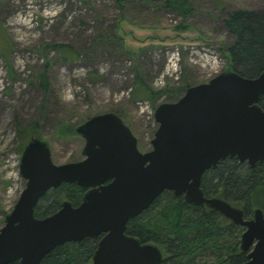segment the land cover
<instances>
[{
	"label": "water",
	"instance_id": "obj_1",
	"mask_svg": "<svg viewBox=\"0 0 264 264\" xmlns=\"http://www.w3.org/2000/svg\"><path fill=\"white\" fill-rule=\"evenodd\" d=\"M263 96L264 72L255 78L221 72L191 86L177 101L155 108L157 129L147 152L139 151L114 113L95 115L75 129L84 140L77 162L54 164L48 143L32 137L20 153L25 187L0 228V264H41L57 247L100 236L92 264H160L157 245L125 231L166 191L244 228L242 264H264V212L245 220L242 209L206 198L201 189L204 173L227 158L251 168L264 161ZM62 184L87 189L81 203L63 201L54 214L36 218L39 201Z\"/></svg>",
	"mask_w": 264,
	"mask_h": 264
},
{
	"label": "rangeland",
	"instance_id": "obj_2",
	"mask_svg": "<svg viewBox=\"0 0 264 264\" xmlns=\"http://www.w3.org/2000/svg\"><path fill=\"white\" fill-rule=\"evenodd\" d=\"M163 1L123 0L120 11L114 0H0V228L25 187L15 119L21 128L39 124L56 165L83 158L84 140L64 126L77 128L112 111L121 115L139 151L147 152L157 125L135 102L148 100L154 110L177 101L185 83L195 86L216 76L183 53L180 79L156 85L171 49L208 45L222 57L223 44L232 38L220 18L232 10L264 8V0H188L192 11L183 18L164 10ZM110 37H121V44L111 46ZM55 45L72 52L64 55ZM44 70L46 89L39 79ZM138 72L163 94L133 98Z\"/></svg>",
	"mask_w": 264,
	"mask_h": 264
},
{
	"label": "trees",
	"instance_id": "obj_3",
	"mask_svg": "<svg viewBox=\"0 0 264 264\" xmlns=\"http://www.w3.org/2000/svg\"><path fill=\"white\" fill-rule=\"evenodd\" d=\"M114 2L122 11L123 0ZM162 8L183 18H187L192 11L188 0H164ZM220 20L232 38L230 43L223 44L222 56L226 61L223 72L234 71L246 78H255L264 72V8L228 11L225 18ZM101 38L104 39L101 36L98 39ZM110 38L111 46L121 44V37L117 40ZM54 48L64 55L72 52L67 45H55ZM74 54L78 58V53L74 51ZM67 60L63 58V61ZM39 79L40 85L46 89L48 80L45 70ZM134 85L133 98L151 100L163 94V91H152L139 72ZM191 86L185 83L179 96ZM259 105L264 109V96ZM112 112L122 119L119 113ZM14 124L17 138H21L20 152L29 139L41 138L39 124L21 128L17 119ZM75 129L64 126V130L70 134H76ZM201 189L206 198L223 199L231 206L242 209L243 218L250 220L255 210L264 212V161L251 168L245 162L227 158L215 169L204 173ZM86 192L87 189L76 184H62L39 201L34 215L39 219L50 216L60 209L63 201H69L76 207ZM243 231L244 228L232 224L216 211L203 205L189 204L183 197H174L172 192L166 191L140 216L130 220L125 232L141 243L157 245L163 253L160 264H242L246 261V254L240 251ZM99 240L100 237L87 238L79 243L57 247L44 257L41 264H92Z\"/></svg>",
	"mask_w": 264,
	"mask_h": 264
},
{
	"label": "built area",
	"instance_id": "obj_4",
	"mask_svg": "<svg viewBox=\"0 0 264 264\" xmlns=\"http://www.w3.org/2000/svg\"><path fill=\"white\" fill-rule=\"evenodd\" d=\"M186 55L189 62L200 66L205 70L217 75L221 72V63H225L224 57L216 54L211 46L208 45H185L184 47H175L169 52L168 58L160 75L156 78V85H165V79L177 82L182 74V54ZM213 75V76H214ZM212 77V76H211ZM141 113L145 112L153 118V109L148 101H137ZM146 110H145V109Z\"/></svg>",
	"mask_w": 264,
	"mask_h": 264
},
{
	"label": "flooded vegetation",
	"instance_id": "obj_5",
	"mask_svg": "<svg viewBox=\"0 0 264 264\" xmlns=\"http://www.w3.org/2000/svg\"><path fill=\"white\" fill-rule=\"evenodd\" d=\"M100 239H101V236H100ZM91 262H92V260H91Z\"/></svg>",
	"mask_w": 264,
	"mask_h": 264
}]
</instances>
